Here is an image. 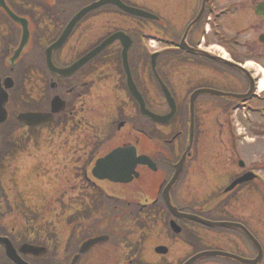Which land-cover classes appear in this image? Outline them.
Returning a JSON list of instances; mask_svg holds the SVG:
<instances>
[{"label":"flooded vegetation","instance_id":"flooded-vegetation-1","mask_svg":"<svg viewBox=\"0 0 264 264\" xmlns=\"http://www.w3.org/2000/svg\"><path fill=\"white\" fill-rule=\"evenodd\" d=\"M95 1L98 0H6L16 13L30 20L33 30L34 54L22 62L24 64L22 67L19 65L20 60L14 66L10 65V57L19 44L21 29L9 19L10 17L5 15V10L0 7V68L4 69L8 66L6 76H13L15 82L8 106L10 116L16 114L17 119L21 112H48L51 109V98L56 94L61 95L68 103L64 112L55 115V120L50 125L34 128L22 123V128L27 132L42 133L58 124L74 125L71 122L75 119L80 125L78 103L90 85L89 81L84 83L79 81L81 76H85L84 70L93 66L91 72L94 76H98L99 72L96 69L98 63L106 66L114 64L118 68L122 45L116 41L90 61L89 65L80 69V72L77 71L62 79L59 89L58 79L44 73L46 70L44 52L43 54L39 51L36 52L37 41L34 40V33L46 38L45 31L48 30L49 38H51V42H54L72 17L70 16L72 10L70 9L68 12L69 3L82 4L80 7H73L75 10ZM122 1L137 7L142 4L138 0ZM204 2L205 0H190L189 2L188 0H175L174 7L179 10L181 16H178L179 18L171 27L165 26L164 17L157 10V13L163 17H160L156 22L158 31L169 35V39L172 37L170 45L159 53L157 60L159 72L162 78L168 79L169 74L170 76L172 74L171 67L174 70L177 69L176 65H171L172 62L187 64L190 78L189 100L198 92L194 99V110H192L195 124L194 144L191 153L184 162L179 180L170 190L172 202L180 210L190 209L192 205H186L187 203L183 205L182 202L177 201L184 197L179 194L178 189L192 166V162L195 163V161L201 169V173L216 182L217 186L211 189V194H219L222 205L227 208L236 205L231 202L230 194H235L233 196L235 201L238 200L239 194H244L249 190L258 197L261 195L264 197V187L258 184L261 177L264 176V0H207ZM25 3H29V5L24 6L25 12H23L21 6ZM160 3V1H156L155 6L161 9ZM145 8L149 9V7ZM152 8L155 9V7ZM107 13L121 14L125 19L132 18L127 14L119 13L116 6L108 5L86 15L75 29L90 30L95 26L99 29L100 25H96L94 22H98L101 16L107 15ZM134 29L139 34L133 37L135 43L131 48L130 60L133 62V76L137 82L138 75L144 76L148 73L149 54L145 44L142 43L145 29L143 27H134ZM118 30L128 33L132 29L119 27L113 31ZM185 34H187V44L192 48L190 52L181 48ZM161 40L164 41L162 38ZM49 43L46 39L44 44L48 46ZM100 43L101 38L91 45H88L87 42L83 49L90 50ZM42 44L41 42L40 45ZM67 44L68 41L53 56L54 62L60 66H67L76 61L84 52V50L79 51L71 61H68L65 59ZM166 51H172V53ZM168 56L174 58H167ZM40 67L43 70L39 69ZM90 75L88 74V76ZM53 79L57 81L58 85H51ZM145 87L146 89L143 87L140 89L147 96L148 90L147 86ZM160 88L158 86L159 93L161 92ZM124 89L128 94L125 84ZM206 89L211 91L205 92ZM123 120L126 122L123 127L125 128L129 123L125 119ZM185 122L186 126L188 123L187 127H184ZM112 123L115 125L116 121ZM190 123V114L186 118L185 109L179 107L176 121L169 126H158L159 132L153 135L154 138L156 136L160 138L167 133L165 130L172 131L176 125L173 128L176 131L172 138L165 139L167 144L162 143L157 146L156 141L160 139L150 137L155 146L153 144L148 146L150 143L149 126L146 122L143 127L135 128L139 134L145 136V141L132 139L122 142L103 154H100V147L96 146L98 142L94 141V138H85L84 134L79 133L77 140L79 154L70 156L81 163L77 176L78 188L71 191L72 201L77 202L78 210L81 211L78 214L76 234H69L68 223L65 220L56 222L54 225L43 222L44 225L28 228L29 226L13 225V223L7 222L6 214L1 211L0 238L3 240L0 241V264H18L8 253L9 247L12 249V246L30 264H73L77 255L75 264H120L114 260V254H123L128 259L121 264H150L149 260L142 259L140 253L136 254L144 251L143 239L145 236L138 242H133L130 233H132L133 225L140 226L145 230L152 217V212L157 211L153 217L162 220L163 213L169 211L163 197V190L175 174L176 163L181 160L189 146L188 127ZM118 130L121 129L118 128ZM144 143L150 149L142 151L141 146ZM83 144L87 145L88 152L93 146L91 157H87L89 163L86 167H84ZM126 145H135L138 154L151 156L158 170L152 171L148 165H138L137 171L140 175L127 184L96 179L93 175V168L97 160L114 148ZM203 146L209 153L201 157L198 153ZM164 153L170 154L165 156ZM67 157H69L68 154ZM256 174H258V178ZM243 175L251 180L237 185L228 192L227 188L233 181ZM219 189L220 193H218ZM149 190L151 191L149 192ZM153 191H155V196L151 197L150 194H153ZM3 195L1 194L0 198ZM57 195L60 200L57 202L58 204L66 205L68 203L69 191H62ZM45 204L42 203L41 206L43 207ZM257 205V221L254 220L257 222L256 224L252 223L253 219H250V216L248 218L241 216L237 221L243 222L251 229L264 248V234H262L264 225H262V220H258L264 213V202ZM122 211L127 214H123ZM133 211L137 212L136 219L133 218ZM98 236L107 238L92 245L87 251L81 252L83 243ZM233 238L235 242L242 239L251 242L244 234L235 235ZM195 243L196 241L190 235L181 237L172 234L167 236L164 241L149 246L148 254L157 258V264H184L196 253ZM27 244L38 247L35 249L36 252H31L30 248L33 246ZM183 244L195 251L189 252L181 258L176 255V249L182 248ZM158 245H163L166 248L164 253H155ZM252 248L254 250L252 255L240 252L241 255L248 259H257L259 250L254 244H252ZM224 259L234 264H245L232 258L224 257ZM256 264H264V252L261 260Z\"/></svg>","mask_w":264,"mask_h":264},{"label":"rangeland","instance_id":"rangeland-1","mask_svg":"<svg viewBox=\"0 0 264 264\" xmlns=\"http://www.w3.org/2000/svg\"><path fill=\"white\" fill-rule=\"evenodd\" d=\"M142 4L140 7H155V11L159 10L164 17L166 26H173L181 16L179 10L175 6V0H138ZM156 1H160L162 8L155 6ZM190 0H188L189 2ZM153 3V4H152ZM148 6H145V5ZM173 7V8H172ZM69 9L74 12V8L70 5ZM68 9V10H69ZM69 12V11H68ZM72 13V12H71ZM92 21V20H91ZM97 26L90 30L79 28L75 31L73 39L67 44V55L65 59L71 61L79 51H83V46L88 42V45L97 42L99 38L106 37L110 32L119 27L131 28V35L136 37L139 33L135 32L134 27H143L145 33L143 35L142 43L145 44L148 51L151 48L148 46L151 40H155L157 45V39L161 41V48H164L167 43H170L169 35L158 31L157 26L147 24L143 20L128 18L125 19L121 14L101 16L100 20L95 21ZM128 31V32H130ZM48 33V31H46ZM157 38V39H156ZM86 48V47H85ZM30 50V49H29ZM29 50L24 58L29 55ZM85 51V50H84ZM31 53V51H30ZM176 65L177 69L171 67V76L169 74L168 84L175 91V95L180 99L181 104L184 106L187 104V95L190 93V78H189V66L187 64L171 63ZM8 68V67H7ZM93 66L87 67L84 70V77L79 78L80 83L89 81L90 85L84 91L82 99L78 103V119L81 120L80 126H78L77 120H73L71 124L74 125H54L50 130L42 133L35 132L28 135L23 129H18L14 134L21 138V148L12 154L5 156L3 150H0V193L4 194L0 198V212L6 214V221L13 223V225H25L28 228L44 225L50 223L52 225L59 223V221L65 220L68 223V232L70 235L76 234V227L72 218L81 213L78 210L77 202H73L71 198V191L78 188L79 181L77 179L78 171L80 168L77 159L74 160L70 156L78 155L77 140L79 133L84 134L85 138H94L100 147V154L107 152L122 142L129 140H140L145 141V136L139 134L134 129V123H138L142 120L140 117L138 107L135 102L129 97L124 89L123 75L117 66L102 65L98 63L96 69H98L99 75L94 76L92 74ZM144 76H137L138 84L141 89H146L147 86V97L151 104V107L160 113H164L168 110V105L165 98L159 93L158 86L155 80L152 78L150 69ZM88 74H91L88 76ZM48 90V87H47ZM125 119L129 124L127 127L118 130V121ZM116 121L115 126L112 122ZM186 122L184 123V127ZM176 127V125L174 126ZM173 127V128H174ZM5 128V127H4ZM0 128L1 137L3 138V130L8 133L6 142H13L12 136L10 135V128ZM165 130L167 133L163 134L160 138L157 136L154 138L158 131V126L149 125V137L154 139H160L156 141V145L167 144L165 139H171L174 132ZM171 132V133H170ZM204 141V140H203ZM202 141V142H203ZM148 146L154 142L149 141ZM84 143V142H83ZM11 144V143H10ZM143 144L141 150L150 149ZM207 147H209L207 145ZM93 148V146H92ZM91 148V149H92ZM88 152L87 145L83 144V154L85 155L84 167L88 165L87 157H91V150ZM169 151V149L166 148ZM206 147H202L199 150V155L204 157L208 155ZM67 154L69 157H67ZM168 156L170 153H164ZM206 164V163H205ZM205 164H202L205 166ZM202 168V166H201ZM203 170V168H202ZM204 171V170H203ZM197 179L195 180V178ZM215 181L211 178H207L205 174L201 173V169L198 164L192 162L189 171L183 178L178 189L179 194L184 196L179 198L177 202L187 203L191 205L187 212H194L203 217L210 218L212 220H240L239 217H249L253 219L252 223L257 222V204L264 202V197H258L251 190L244 194H239L237 201L233 200L235 194H230L232 198L231 202H234L235 206L226 207L222 205L221 198L217 197L216 194H211V189L215 185ZM259 184V183H258ZM62 191H69L70 197L66 205L58 204V193ZM151 190H149L150 192ZM218 191H221L220 189ZM121 193V192H120ZM0 194V195H1ZM150 194L151 197H154ZM75 196V195H74ZM122 196V195H121ZM42 203H46L41 206ZM50 203V204H49ZM239 203V205H237ZM198 206V207H197ZM201 210H200V209ZM215 211H222L218 213ZM157 213L152 212V217L147 224L145 229L146 236L143 239L142 258L156 263V259H152V256L148 254L149 246H153L161 241H164L167 236L172 235V230L169 225L171 216L168 212H164L162 220L153 217ZM262 220L264 225V213L258 218ZM256 220V221H254ZM25 222V223H24ZM45 222L44 224H42ZM191 223V224H189ZM180 225L185 229L184 235H190L196 241L195 250L204 249H218L227 252L252 255L253 248L251 244L242 242H235L233 236L236 235V229H221L220 228H206L204 226L194 225L193 222H180ZM259 225V224H257ZM233 230V231H232ZM240 234V233H239ZM264 234V232H262ZM141 235H145L143 232L137 231L130 233L133 242H138L141 239ZM166 236V237H165ZM189 248V249H188ZM195 250L189 246L183 244V247L179 250L176 249V255L181 258L185 257L186 254L193 253ZM114 260L117 262L124 263L128 260L123 254L113 255ZM144 264V263H142ZM198 264H234L231 261L221 258H207Z\"/></svg>","mask_w":264,"mask_h":264},{"label":"water","instance_id":"water-1","mask_svg":"<svg viewBox=\"0 0 264 264\" xmlns=\"http://www.w3.org/2000/svg\"><path fill=\"white\" fill-rule=\"evenodd\" d=\"M110 2H115L119 5H121L125 10L137 14V15H142L145 17H149V18H155L154 15L147 13L145 11H141L139 9L136 8H132V7H128L126 5H124L120 0H102L99 1L95 4H92L91 6L83 9L82 11H80V13L78 15H76L74 17V19L69 23L67 29L65 30L63 36L60 39V43H62L64 40L67 39V37L70 35L72 29L74 28V26L76 25V23L89 11H91L92 9L97 8L100 5H103L105 3H110ZM12 17L20 22L22 25H24L25 27H27V23L24 19L22 18H18L15 15L12 14ZM118 37H121L119 34H117ZM117 36H113L110 40H107L104 44H102L100 47L94 49L93 51H91L89 54H87L85 57H83L82 59H80L74 66H72L71 68H69L68 71H66L64 74H69L73 71H75L77 68L81 67L82 65H84L88 60H90L92 57H94L97 53H99L109 42L113 41V39H115ZM28 41V34L25 31L24 32V36H23V41H22V46L21 48L17 51L16 55L19 54V52L22 50V48L24 47L25 43H27ZM185 47H187L186 45H184ZM58 47V44L54 45L53 48ZM52 51V50H50ZM53 71H57L60 74L63 72L62 69H56L52 64H50ZM125 66L128 67V63H127V50H125ZM154 68H155V61H154ZM129 69V68H128ZM128 73V85L130 88V91L132 92V94L134 95V97L139 101L140 106H141V110L142 113L145 116H148L154 120H158L160 122H169L174 115L176 114V104L174 99L171 96V93L169 92V90L167 89L166 86L165 87V92H166V96L169 100L172 112L167 115V116H157L155 114H153L152 112H150L147 107L146 104L144 102V100L142 99V96L140 95V93L138 92L136 85L134 84L130 72L127 71ZM12 86V84H7V87ZM8 101V93L7 91L2 87L1 85V81H0V123H3L7 120L8 118V111L5 108V104ZM64 106V102L60 100V98L56 97L53 100V112H57L60 111L61 109H63ZM22 120H25L27 123L29 124H42V123H46V122H50L53 119V114H34V113H28V114H22L20 117ZM151 160L148 157L142 156V157H137L136 155V150L131 147V148H118L116 149L113 153L109 154L106 158L100 160L97 163V167L95 168V174L96 176H98L99 178H109L113 181H120V182H129L133 179V175L136 174L135 172V168L139 163H150L151 164ZM182 164H180L178 166V170L176 175L174 176V178L172 179L171 183L169 184V186L167 187V189L164 192V195L166 197V200L172 210V212L178 216V217H184V218H188V219H192L194 221L200 222V223H204L207 225H211V226H234V227H241V225L236 224V223H231V222H211L208 220H204L196 215H192V214H186V213H182L179 212L177 208H175L170 201V196H169V189L170 187L176 182V180L178 179L180 173H181V169H182ZM243 181V179L241 180H237L230 188H233L236 184L241 183ZM229 188V189H230ZM174 230L179 233L181 232V228L176 225V223H172ZM244 228V227H243ZM246 230V229H244ZM248 232V231H247ZM249 233V232H248ZM250 234V233H249ZM94 243V241H89L87 242L83 249H87L88 247H90L92 244ZM11 253V252H10ZM12 254V253H11ZM207 255H225V256H230L233 258H237L249 263H256L257 261H249L246 259H242L241 257L237 256V255H233L227 252H222V251H208V252H201L200 254H197L196 256H194L189 262H193L194 260L203 257V256H207ZM13 256V254H12ZM15 259H18L15 255L14 257Z\"/></svg>","mask_w":264,"mask_h":264}]
</instances>
